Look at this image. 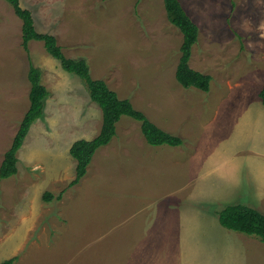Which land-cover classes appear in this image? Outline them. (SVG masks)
<instances>
[{"label":"rangeland","instance_id":"374dc122","mask_svg":"<svg viewBox=\"0 0 264 264\" xmlns=\"http://www.w3.org/2000/svg\"><path fill=\"white\" fill-rule=\"evenodd\" d=\"M59 1L19 2L65 57L182 144L150 146L121 116L70 186L69 146L98 135L101 111L41 42L23 50L21 20L0 0V163L28 111V56L47 92L16 174L0 179V263L264 264L263 243L217 221L229 204L264 214V0H178L198 27L189 66L211 77L208 92L176 81L182 35L162 0H67L63 25Z\"/></svg>","mask_w":264,"mask_h":264},{"label":"trees","instance_id":"16d2710c","mask_svg":"<svg viewBox=\"0 0 264 264\" xmlns=\"http://www.w3.org/2000/svg\"><path fill=\"white\" fill-rule=\"evenodd\" d=\"M4 1L13 8L15 15L21 20V46L23 50L28 53V45L31 41L41 42L46 53L59 62L64 72L75 75L84 82L91 101L101 111L102 119L98 135L92 140H76L69 148L70 156L76 161L75 178L70 186L77 184L84 177L95 151L111 141L115 135V125L121 116L130 117L140 123L141 134L150 146L176 147L182 144L181 138L154 125L142 112L134 109L128 100L119 99L104 81L92 79L86 61L65 57L54 36L36 31L30 11L21 8L20 0ZM162 3L167 21L175 26L182 35L179 48L180 57L175 70L176 81L184 89L196 88L202 92H208L211 77L199 73L189 66L192 47L198 42V27L185 13L178 0H162ZM28 61L29 107L25 117L20 122L10 147L3 155L0 163V179H7L16 174V154L21 148L32 123L39 119L43 113L47 92L41 84V71L32 65L29 56ZM258 95L264 105V85ZM53 198L54 196L49 192H44L42 195V200L45 202ZM56 199H61V194ZM217 215L219 224L223 228L247 236H254L264 244L263 213L246 205L229 204L222 207ZM13 260V258L4 260L0 264H12Z\"/></svg>","mask_w":264,"mask_h":264},{"label":"crops","instance_id":"0c3cea01","mask_svg":"<svg viewBox=\"0 0 264 264\" xmlns=\"http://www.w3.org/2000/svg\"><path fill=\"white\" fill-rule=\"evenodd\" d=\"M67 3H68V1L67 0H60L59 1V3H58V6L60 7V9H57V12L58 13H60V16H57L58 17V22H59V24H61V25H63L64 24V15H67L66 14V12L68 11V9L71 7L70 5H67ZM68 7V8H67ZM166 16V15H165ZM66 17V16H65ZM180 53V52H179ZM176 70V69H175ZM196 71V70H195ZM207 75V74H206ZM96 80H98V79H96ZM78 140H80V139H78ZM114 143H116L115 141H113ZM112 142V143H113ZM119 142L120 141H118V143H117V147L119 146ZM136 143H137V145H138V147H142L143 146V144L141 143V142H139V141H136ZM71 145H72V143H71ZM70 145V146H71ZM111 145V144H110ZM110 145H106V146H103V147H109ZM70 146H69V148H70ZM100 148H102V147H100ZM99 149V148H98ZM96 150L97 152H99V151H103L104 149H106V148H103V149H99V150ZM68 151H69V149H68ZM166 151H168V150H166ZM96 152V153H97ZM96 153H94V155H93V157H92V159H91V161H93V158H94V156H95V154ZM90 161V162H91ZM76 162V161H75ZM76 166V165H75ZM85 176V175H84ZM217 221H218V217H217ZM218 223H219V221H218ZM209 225V224H208ZM220 225V224H219ZM222 227V226H221ZM214 229H216V228H214ZM214 229H212V230H214ZM225 229V228H224ZM215 232H216V230H214ZM14 264V263H13Z\"/></svg>","mask_w":264,"mask_h":264}]
</instances>
